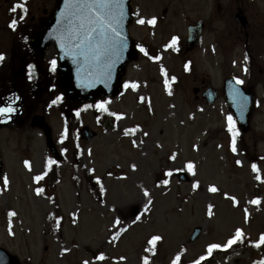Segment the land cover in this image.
<instances>
[{
	"label": "rangeland",
	"instance_id": "1",
	"mask_svg": "<svg viewBox=\"0 0 264 264\" xmlns=\"http://www.w3.org/2000/svg\"><path fill=\"white\" fill-rule=\"evenodd\" d=\"M55 1L27 0L24 31L34 33L39 22L51 16ZM18 2L0 0V53L7 57L0 67L3 76L9 47L16 42L8 34L7 11ZM131 9L129 35L161 59H149L139 52L122 79L124 84H138L135 91L124 89L116 98L76 107L80 124L97 137L89 143L79 142L78 152L69 142L67 151L57 143L62 178L54 188V198L37 195L33 184V178L46 171L50 158L41 132L29 127L30 118L41 114L44 104H38L31 87L17 84L18 97L4 105L14 104L13 113L21 110L22 115L8 117L0 129V247L21 264H83L86 260L89 264H143L146 256L149 264H171L178 255L183 262L193 263L207 254L209 244L223 245L241 229L244 241L252 244L232 248L227 258L216 255L212 264H256L262 256L253 244L264 234V0H131ZM237 11L247 20V29L234 22ZM153 17L155 26L136 22ZM197 21L205 24L201 46L184 54L186 27ZM173 37L178 38L180 54L165 48ZM54 55L49 48L31 59L43 65ZM162 68L167 72L168 88ZM229 76L243 80L244 88L253 86L257 101L250 131L238 135L235 153L227 121L232 115L221 91ZM3 78L10 87V79ZM203 86L217 91L214 105L207 106L200 94L193 95L194 88ZM102 101H108L109 110L122 117L113 130L104 126L106 120H98L100 111L95 106ZM47 114L56 144L66 121L62 110ZM137 127L134 134H124ZM188 162L194 164L195 175L187 171ZM253 164L258 172L253 171ZM178 169L190 176L189 182L178 180ZM167 171L173 172L170 179L165 176ZM165 179L169 180L166 186ZM197 182L199 187L194 189ZM212 186L219 191L210 192ZM254 199L260 203H251ZM10 212L16 215L9 217ZM195 228L200 233L190 242ZM155 235L162 237L155 254L146 252ZM101 253L104 261L97 259Z\"/></svg>",
	"mask_w": 264,
	"mask_h": 264
},
{
	"label": "snow or ice",
	"instance_id": "2",
	"mask_svg": "<svg viewBox=\"0 0 264 264\" xmlns=\"http://www.w3.org/2000/svg\"><path fill=\"white\" fill-rule=\"evenodd\" d=\"M11 11L13 13H16L17 11L20 12V19L23 20L24 17L27 14L28 8H27V0H20V2L16 3ZM61 18L62 21L66 22L65 31L67 33V48L69 53L73 52V49L79 50V54L84 55L85 61L90 65L94 66L98 69H102L99 76H97V79H100L102 77L111 78V68L113 64L115 63L116 59L119 58L120 54L123 52L124 48L126 47V41L121 35V25L124 20V7L122 0H65V8L64 11L61 12ZM140 25L148 24L151 26H155L156 24V18L153 17L151 19L145 20V19H138L136 21ZM17 24L16 20L12 21L11 26L15 28ZM178 38L173 37L172 42L167 46L168 48H171L173 50H178L176 47ZM65 46L62 43V47ZM139 51L142 52L145 56H148L149 59L153 60H160V56H150L149 52L143 48L140 47ZM4 60L3 54H0V61ZM245 60H247V56L245 57ZM51 71H56V61L52 60L51 62ZM187 67V66H186ZM31 68V66H30ZM247 71V69H245ZM161 72L165 75V87L168 88L169 81L167 79V72L162 68ZM172 80L175 81V77H172ZM237 84H243V80H237ZM124 89H131L135 91L139 85L134 82H126L123 85ZM169 94H171V91L169 90ZM57 99H61V97H58ZM141 102H144V97H140ZM53 103H56L54 100ZM108 101H102L98 103L95 107L104 113H107L110 116H116V118L119 120L122 117L120 115H117L116 113H113L108 108ZM89 107H92L89 105ZM15 109L11 106L8 107H0V117L3 116H10ZM79 115V113H77ZM228 121V131L231 133L232 140H231V149L235 153L237 151V137L239 135V132L236 130L235 122L233 121L232 116L227 117ZM138 130L137 128L133 129H126L124 131V134L130 135L134 134ZM144 135H147V133H144ZM67 136V130H65L64 136L61 139V143L64 142V138ZM136 141L133 140V144H135ZM64 151H67L66 149ZM91 154V153H89ZM171 159L175 160L176 156L173 155ZM57 162L55 160L49 159L48 160V169L50 170L53 165H55ZM237 164H240V161H237ZM26 166L29 167V170H31V166L26 162ZM135 168V166H133ZM253 171L258 172V167L256 164L252 165ZM186 169L188 172L195 175V166L193 163L188 162L186 164ZM184 169H178V171H183ZM48 172L45 171L43 174L36 175L34 177V180L37 184H39L40 181L44 180L45 176H47ZM173 175L172 171L165 172L166 177H171ZM257 180H261V176H256ZM8 177H3V183L5 187L8 185ZM264 182V181H262ZM163 185H167L169 183V180L165 179L162 181ZM97 184H100L99 178H97ZM199 183L193 185V188H198ZM103 187L101 186V191H103ZM210 192H217L219 191L215 186H212L209 188ZM44 192V189L41 187H37L36 193L37 195H40ZM145 196H149L150 193L145 190L144 192ZM229 199L236 201L235 197H228ZM151 203V201H149ZM253 204H259L260 201L258 199H254L251 201ZM15 212H10L9 217L15 216ZM212 215L211 208H209V216ZM136 219H139V216L136 217ZM116 225L120 224V220L117 219L115 221ZM57 224H59V221H57ZM119 233H117L116 236H113V240L118 238ZM162 237L159 235L152 236L151 239L148 241V244L151 245L150 248L145 249L146 252H152L154 253V249L156 247V244L158 241H161ZM244 240V233L241 229H237L234 236L227 240L225 244L220 243H211L207 247V254L205 256H201L199 259L195 260L193 264H201L202 261L208 259L214 251L216 250H227L233 247L236 243L240 242L242 243ZM262 244H264V234L261 235L259 242L256 243V247L259 248ZM98 260L104 261L106 257L101 253L98 257ZM123 259V257L121 258ZM180 256L178 255L173 261L172 264H179ZM83 264H89V261H84ZM143 264H149L148 257L146 256L144 258ZM259 264H264V261H260Z\"/></svg>",
	"mask_w": 264,
	"mask_h": 264
},
{
	"label": "water",
	"instance_id": "3",
	"mask_svg": "<svg viewBox=\"0 0 264 264\" xmlns=\"http://www.w3.org/2000/svg\"><path fill=\"white\" fill-rule=\"evenodd\" d=\"M124 7V20L121 25V35L126 41V47L116 59L111 68V78L102 77L97 79L102 69L90 66L84 55L79 54V50L73 49L69 53L65 31L66 22L62 21L61 12L65 8V0H59L56 11L52 18L48 20L43 27L34 36L32 45L42 54L46 47L52 43L56 51V61L58 63V81L63 90L67 102L84 103L95 99L96 97L108 98L116 97L123 89L121 77L124 74L125 66L129 61H135L137 54L133 40L128 35L127 26L131 20L130 0H122ZM235 22L246 26L244 17L238 13L235 16ZM203 24L201 22L187 28L186 52L197 48L201 41ZM62 43L65 45L62 47ZM224 96L228 109L233 113L238 130L246 133L249 130L250 115L255 107L253 89L243 90L233 78H228L224 82ZM197 91L195 90L194 93ZM208 105H212L216 93L213 90H207L203 95ZM31 128H38L43 131L46 138V145L55 161H60L61 157L57 153L51 141L50 129L44 122L43 117L34 116L31 120ZM96 134L88 127L80 130L81 140L89 142ZM181 181H189L184 173H179ZM200 230L195 229L190 241L193 242L199 235ZM0 264H19L15 256L0 248Z\"/></svg>",
	"mask_w": 264,
	"mask_h": 264
},
{
	"label": "flooded vegetation",
	"instance_id": "4",
	"mask_svg": "<svg viewBox=\"0 0 264 264\" xmlns=\"http://www.w3.org/2000/svg\"><path fill=\"white\" fill-rule=\"evenodd\" d=\"M51 1V0H48ZM58 0L55 2L57 3ZM42 14L46 16V10H42ZM30 22H33L35 20L34 17L29 18ZM17 21V24L15 27L18 28L19 33L18 34H23L27 35V31H24L23 29V21L19 19H14ZM46 19L43 21L39 22V26L43 25ZM37 30V29H36ZM31 38L32 35L29 37L28 42H29V49L31 48ZM15 42V41H14ZM22 48H23V43L20 40H17L15 44L11 42V45L9 47V61L7 63V66L4 67L6 70L7 69V74L6 76H3L0 73V103L6 98V93L5 90H7L8 83L6 84L5 78H9L10 80L8 82L10 89L14 91L15 94V86L17 84H21L22 86H29L31 87L32 90V95H34V98L38 102V104L43 105L45 104L46 101V96L50 94V91L53 89V86L56 83V79L51 77L50 72V67L48 63H45L43 65L41 64H31V55L39 57L33 50L29 53V55H23L22 53ZM3 54L4 60L7 59L4 53ZM31 66V68H30ZM1 67V65H0ZM32 69V70H31ZM1 72V71H0ZM10 74V76H9ZM18 79V81H16ZM19 88H21L19 86ZM206 88V87H204ZM17 89V88H16ZM43 96V97H42ZM14 104L11 105L13 107ZM22 115L21 110H19L18 113L16 114H11V118H19ZM4 124L2 123V120L0 121V129H2Z\"/></svg>",
	"mask_w": 264,
	"mask_h": 264
},
{
	"label": "trees",
	"instance_id": "5",
	"mask_svg": "<svg viewBox=\"0 0 264 264\" xmlns=\"http://www.w3.org/2000/svg\"><path fill=\"white\" fill-rule=\"evenodd\" d=\"M106 115L109 117L108 119L110 121V122H108V124L106 126L108 128L114 129L115 118L113 117V119H112V116L108 115L107 113H103V116H106ZM47 172H48V174H47V176H45V178L43 180L46 184V187H45L43 194L49 195L50 197L54 198V188L59 183V181L61 179V173L57 170V167L55 165H53L50 170L47 168ZM47 190L51 191L52 193L47 192ZM239 245H251V242L249 240H245V241H243V243H240ZM259 252L261 255L264 256V246L262 249H260ZM208 262H209L208 260H204L201 262V264H208ZM179 264H186V263L181 261Z\"/></svg>",
	"mask_w": 264,
	"mask_h": 264
}]
</instances>
